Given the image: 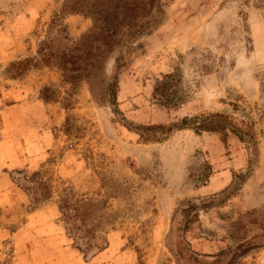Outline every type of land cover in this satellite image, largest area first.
<instances>
[{
  "label": "rangeland",
  "instance_id": "374dc122",
  "mask_svg": "<svg viewBox=\"0 0 264 264\" xmlns=\"http://www.w3.org/2000/svg\"><path fill=\"white\" fill-rule=\"evenodd\" d=\"M104 3L0 0V264L48 235L67 264H264V0H155L112 37ZM214 112L242 138L151 127Z\"/></svg>",
  "mask_w": 264,
  "mask_h": 264
},
{
  "label": "trees",
  "instance_id": "16d2710c",
  "mask_svg": "<svg viewBox=\"0 0 264 264\" xmlns=\"http://www.w3.org/2000/svg\"><path fill=\"white\" fill-rule=\"evenodd\" d=\"M105 2H106V3H104V5H106L105 13H101L102 15L100 14L99 17H96V18L94 17L92 19L94 21V26H95L97 21L99 20V18H101V20H102L101 22L103 25H105L107 36H109V37L117 35V29H116L115 25L117 27L120 26L119 24L121 22L119 20H124V19L128 18L131 21V20L138 18L136 16H139V17L147 16L151 12V10L155 4V0H142V2H137L136 0H133V3L127 2L124 0H116L115 3L110 7V4H108L110 1L105 0ZM146 8H147V10H146ZM116 9H122V10H126V11L116 13ZM144 9L146 11H144ZM138 10H140V11H138ZM139 13H140V15H138ZM127 26L129 29H132L134 27L130 24H127ZM138 27L140 29H135V32L140 33V30L143 29L144 26L140 25ZM32 60H33L32 58H26L24 60H20V61H16V62L14 61V62L10 63V69H7L6 71L12 72V74H10L9 76L14 78V76H18V72H20L22 70L20 68V66L23 63H30ZM32 66L35 67L36 65L33 64ZM26 70H27V68H26ZM171 78H173V74H168V75H165L162 79H156L155 80L154 96L156 99L163 100V101L171 99L173 86H174V83L171 80ZM111 97H112L113 101L116 100V92L114 89L111 90ZM230 126H232V125H231L230 121H228L227 115L222 113V112H214V113H208V114L195 115L192 117H184L181 119L180 122L172 123V125H170L168 127L165 125H160V124L159 125H156V124L151 125L152 128H161V129H167V130H171L173 127H177V129L189 128V129H192L194 132H197V133L202 132V131L212 132V133L219 134L221 136L222 141H225L227 131L230 130L231 132H234L241 139L242 137H241V135H238L236 133L235 127H230ZM211 172H212L211 166L209 164H206L205 170L203 172H200V174L198 175V179H197L198 183L201 185L205 184V182L208 180ZM63 202H65V201H63ZM191 206H195V205H191ZM66 207L67 206L65 204L59 205V208L62 211V215H64L63 211L66 209ZM190 211H191V213L188 215L187 222L192 221L196 217L195 209H192ZM73 216H74V218H77L78 213H76ZM93 244H94V247H96L98 249V251H101L107 247L108 242H105V245H101V244H97V243H89L87 246L90 247ZM73 246L76 247L79 251H81L85 255L84 250L81 248V246L79 244L74 242Z\"/></svg>",
  "mask_w": 264,
  "mask_h": 264
},
{
  "label": "crops",
  "instance_id": "0c3cea01",
  "mask_svg": "<svg viewBox=\"0 0 264 264\" xmlns=\"http://www.w3.org/2000/svg\"><path fill=\"white\" fill-rule=\"evenodd\" d=\"M14 166H21V164L16 162ZM5 181H7L5 177H2V175H0V182ZM2 190L3 186L0 184V194H2ZM3 204L4 203L0 201V206H3ZM45 239L46 241L48 240V243H50V245H41L39 247L37 246L38 248H35L34 253L29 252L32 255L22 253L20 255H16V257L22 260L23 263L28 264H67L66 262L68 261V258L66 256H69V258H71L70 256H72L77 260V252L75 251V249H72L71 247L65 245L57 244L53 235H48Z\"/></svg>",
  "mask_w": 264,
  "mask_h": 264
}]
</instances>
